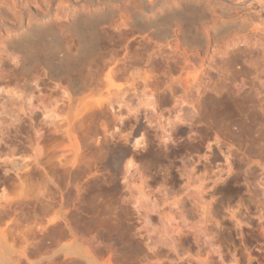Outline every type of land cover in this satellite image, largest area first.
Instances as JSON below:
<instances>
[{"label":"rangeland","instance_id":"374dc122","mask_svg":"<svg viewBox=\"0 0 264 264\" xmlns=\"http://www.w3.org/2000/svg\"><path fill=\"white\" fill-rule=\"evenodd\" d=\"M66 1L34 0L40 14L35 19L39 22L49 20L58 25L63 46L69 45L71 53L77 54L80 48L77 38H72L63 27L73 19L68 12L71 6L81 9L86 0H78V3L76 0ZM151 1L147 0L148 3ZM205 1H211L206 7V10H211L214 7L211 4L218 0ZM259 1L243 0L242 4L241 0L221 1L225 9L217 8L227 11L231 16L226 19L236 24L230 34L227 32L231 41L238 36L241 21L256 20ZM22 2L25 0H20V4ZM134 2L145 5L142 0H116L95 7L102 12L110 7L112 10L129 7L153 18V13L141 9ZM23 3L21 7L25 5ZM46 5L49 9L44 8ZM47 10L50 11L46 17ZM216 12L214 10L212 15L215 19L220 18L224 11L221 14ZM18 14L21 15L20 11ZM213 17L208 21L214 22ZM182 25L185 29L179 28L181 31L178 30L180 24L171 26L172 33L177 31L176 39L174 44L172 40L169 43L164 41L168 46L162 39L161 45L156 44L160 39L153 34L151 36L156 28H151L143 36H139L137 28H122L123 38L118 37L114 28H98L99 52L89 59L80 73H72L73 77L81 79L80 84L88 92L85 91V95L80 94L79 84L72 82L71 74L54 72L52 66L33 69L32 75L37 78L40 92L49 99V111L44 115L37 111L31 118H21L5 131L0 145V240H3L4 247L11 248V255L19 257L20 263L35 264L28 255L30 243L40 242L46 237L51 225L57 221L56 212L61 210V223L71 232L74 228L82 230L107 264H142L147 258L150 264H197L196 260L204 259L205 264H215L212 261L208 263L216 260L214 245L215 251L219 249V253L227 255L224 256L227 261L235 258L237 264H264V110L243 109L241 99L235 106L232 98L227 97L223 99L227 100L226 103L222 100L226 109L219 114L221 118L218 119V112L222 108L213 110V113L218 111L215 113L219 116L217 119L215 114H210L212 110L208 111V105L211 107V101L215 100L208 95L209 81H206L210 78L204 73L208 74V70L213 72L212 67L219 64L212 62V58L217 61L221 56L212 53L213 47L207 54L197 47L192 51L194 39L190 41L192 38L186 37L188 28L186 23ZM182 40L189 41L184 43ZM198 41L195 39V45L201 47V41ZM235 43V50L241 49V44ZM170 44L174 45L171 46L174 50ZM186 44L190 45L188 49L191 47L189 52ZM181 55L183 58L188 56L184 58L188 62L185 66L183 62L186 60L179 59ZM180 60L184 61L180 63ZM237 66L241 65L236 64L235 68ZM196 75L200 78L199 84L204 86L201 84L203 87L200 89L190 83L191 89L188 85L186 88L185 80L195 83ZM19 77L23 84L27 76L19 74ZM196 90L200 92L198 96L202 95L199 99L195 96ZM184 91L187 94H182ZM146 92L147 95L150 92L157 103L161 122L165 121L163 130L155 127L156 117L146 111L143 104L138 105L140 108L135 107L138 111L135 113L126 107H131L136 97L141 96L145 100ZM186 95L187 100L195 101V106L200 102L202 106H198L201 108H206V103L208 105L205 113L203 108L201 113L196 110L201 118L198 114L194 123L190 121V124L183 125L176 120L173 122L178 114L174 113L178 110L174 106L179 96ZM203 99H209L210 104L207 100L204 103ZM198 106L196 108H200ZM134 141H139V145L136 143L134 146ZM135 188L144 190L152 201L151 205H155L149 217L150 225L155 224L157 230H160V219L170 215L178 218L180 223L183 219L189 224L196 223L203 215L207 224L210 223L208 229L214 240L209 248L208 244L196 243L182 236L176 242L181 251L177 258L159 256L156 252L143 257L142 250L148 249L149 245L150 249L152 245L145 241L147 236L144 237L146 232L142 228L140 214L133 210L131 198L137 191ZM15 240L22 244L18 249ZM156 247L168 248L164 245Z\"/></svg>","mask_w":264,"mask_h":264},{"label":"bare ground","instance_id":"6f19581e","mask_svg":"<svg viewBox=\"0 0 264 264\" xmlns=\"http://www.w3.org/2000/svg\"><path fill=\"white\" fill-rule=\"evenodd\" d=\"M33 1L34 0H25V3L22 2L25 5H23L21 7L20 5L22 3L20 4V0H0V145L4 141L5 131L10 129V127H12L15 123H18L21 120V118H23V117L31 118L32 115L35 114L37 111H40L42 115L46 114L49 111L47 108L49 103H50L49 99L47 98V96L43 95L40 92V90H39L40 87L37 83V78L32 75L33 69H36L37 67L41 68V66L42 67L47 66L49 68L52 66V68L55 69L54 72H57L59 74L60 73L61 74L62 73H68V74L72 75V73H74V75H75L76 73L77 74L80 73L81 68L86 63V61L89 59L91 60L93 55L99 52L100 47H98V28H100V27L111 28V29L114 28L116 31V34L118 35V37L120 36V38L124 37V32H123L122 28H137L138 29L137 33L140 34L139 36H143L151 28H156L154 33H151V36H152V34L154 36H157V38H159L160 40H158V43L155 40L156 44L161 45L162 40H163V42L164 41L168 42L170 40H172V42L175 41L177 31L175 30L172 33L173 28L171 30V26H173L174 23L180 24V27L178 26V30H180L179 28H181L182 30L185 29V28H182V26H184L182 24L186 23V25H187V26L185 25L186 29L188 28L186 31L189 33V35H187L186 37H189L192 39H189L186 37L185 38L189 39L190 41H192L194 39V41H193L194 45L196 43L195 39H197V41L198 40L201 41V47L196 46L197 44L195 46L193 44L191 45V43H190V45L192 47V49H191V47H190V49L192 51L194 49L193 47H197V48L201 49L200 51L203 54H207L208 52H210V50H211L210 48L213 47L212 53L213 54L218 53L221 56L220 59H217V61L214 60V57H213L212 62H215V64H219L222 67H220L218 65L220 68L217 66L219 68V69H217V67L215 65V67H212L213 72H210L211 70L210 71L208 70L209 73L206 71L208 74H205L204 72L206 69H204V72H202V74L204 73V75H208V77L210 78V80L208 79L206 81V82H208V81L210 82V84L208 82V84H207L208 86L206 85L209 89V90L208 89L207 90L210 92V93L208 92V95L210 94L211 96H213V98L215 100V102L211 101V105L214 107V109H212L213 107L211 106L212 107L211 108L210 105H208L207 103L205 104L206 106L203 104L206 108L208 105V108H207L208 111L212 110L210 114L213 113V110L215 111L216 109H221V108H222V110H221V112L219 111L220 113L217 111L218 115L223 113L222 112V111H224L223 109H226V107L225 108H223V107L227 101V100L226 101H224V100L227 97H228V99L232 98V100H233L232 102L235 103V106H237L239 104L238 101H240L239 99H241V103H240L241 108L249 107V108H256V109L258 108V110L259 109L264 110V75H262V74H264V0H260L258 2L259 9L256 10L257 12L255 13V15L257 18L255 21H247L246 20V21H241V25L239 24L240 25L238 28L239 33L237 32L238 36L237 37L235 36L236 39L234 40V38H233V40L235 42H238L239 44H241V49H236V50H235L236 43L234 41H231V39H229V35H227V32H229V34H230V30H232L231 28H234L236 26V24L230 23L226 19L227 16H231L227 11L223 10L222 8H221L222 11H219L220 8H217L218 6L223 7V3H221L222 0L220 1V3L218 2L219 0L218 1L215 0L217 2L213 1L214 3L211 4V6L212 5L214 6V7H212L213 10L212 9L209 10L210 9L209 8L208 9L209 11L206 10V7H208V4H210L211 1H210V3L209 2L206 3L205 0H159L158 2H156V0L155 1L149 0V1H151L150 3H148L147 0L145 2L142 0V2L145 5L137 4L138 2H136V3L134 2V4H137V5H139V7H142L141 9H144V10L146 9L148 12H151V14L153 13V18H147L146 16H143L142 14L130 9L129 7H126L123 9H118V10H112L110 7V8H107L106 10H104L105 12H102L99 10V8L95 7V6L102 5L104 3H113L116 0H86L83 2V4H82L83 6L81 9H76L75 7L71 6V9L68 12H69V17H71L73 19L67 27L66 26L63 27V28H67L66 31L69 32V34L71 35L72 38L73 37L77 38V41H78V44L80 47L79 48L80 51L78 50L77 54L73 53L74 55L71 53L72 51L70 50L69 45L66 47L63 46L62 34L58 30L59 29L58 25L56 26L55 24H53L49 20L39 22L35 19L40 14H39V12L37 13L38 8L36 9V6L33 3ZM76 1L78 3V0H76ZM233 1H235V0H233ZM236 2H238V1H236ZM74 3H76V2H74ZM242 3H243V0H241V4ZM78 6H80V5H78ZM19 7H21V8H19ZM92 7L96 8V9H91ZM18 8L21 10H18ZM44 8L49 9V6L46 5V7L44 6ZM139 10H140V8H139ZM214 10H215V12L217 11L220 14H221V12L224 11L223 15H221V17L219 15L218 17H220V18L215 19L212 16L215 14V13L213 14ZM19 11H20L21 15L18 14ZM49 11L50 10L45 11V13L47 14L46 17L49 15ZM227 14H229V15H227ZM212 17L215 19L214 22L210 21V22H213V24L208 21L209 19L212 20ZM113 18H117V20L114 19L115 20L114 21V20H112ZM174 29H175V27H174ZM170 30H171V32H170ZM185 32H180V33L184 34ZM237 33H234V35H236ZM186 39H185V41H186ZM185 41H183V42L188 43V41L187 42H185ZM173 44H174V42H173ZM173 44L172 45L170 44V47L174 46ZM176 44H178V43H176ZM181 44H182V42H181ZM166 45L168 46V44H166ZM190 45L186 44L185 48H187V46H190ZM176 46L177 45H175V49L177 48ZM180 48H182V47H180ZM180 48H178V50ZM190 49H188V52ZM171 50H174V49L172 48ZM195 50L196 49H194V51ZM176 51L177 50H175V52ZM181 51H182V49H181ZM175 52L173 51V54H175ZM178 53H180V52H178ZM198 53H199V51H198ZM60 54H62V56H60ZM182 54L185 55L184 52ZM232 54L233 55L236 54V55H234V57H233ZM187 55L184 58H187L188 57ZM196 56H198V55H196ZM177 58H176V60H177ZM181 58L184 59L183 56L180 57L179 59H181ZM172 59H173V57H172ZM190 59H191V56H190ZM184 60H186V59H184ZM192 60H194V59H192ZM183 61H181L180 63H182ZM209 61H211V60H209ZM189 62H191V61H189ZM212 62H211V64H212ZM178 63H179V61H177L176 64L178 65ZM183 63H185L184 64V66H185L188 62L186 60V62L184 61ZM211 64H210V66H212ZM236 64L241 65V66H237L238 68L237 67L235 68ZM168 66H170V65H168ZM187 66H189V65H187ZM213 66H214V64H213ZM170 67L175 68L172 66H170ZM210 68H207V69H210ZM214 69H216V70H214ZM19 74H23L24 76L25 75L27 76L24 83L22 82L23 84H21V82L19 80V78H21V77H19ZM209 75H211V76H209ZM71 77H73V75ZM196 77H197V75L195 76V78ZM190 78L191 77H189V79ZM72 79H73V81H72L73 83L78 82L77 84H79L78 88H79L80 94L85 95L86 90H85L84 86H82V84H80L81 79L78 77L77 78L73 77ZM202 80H204V78ZM185 81H187L186 84L184 81H183V83L185 84V86L188 85V87H190V85H191L190 83L196 84V86L198 85L199 87L203 85V83L199 84V82H200L199 77H197L195 79V83H194V81L192 82L191 80H187V79ZM170 83H172V82H170ZM181 83L182 82H180V84ZM154 84H156V83H154ZM184 84H181V85H184ZM172 87H174V85ZM199 87H197V88L199 89ZM183 88L184 87H181V89H183ZM186 88H187V86H186ZM190 89H191V87H190ZM200 89H201V87H200ZM198 91L199 90H196L195 96H198V93H200ZM86 93H88V92L86 91ZM185 93L186 92L184 91V93H182V94H185ZM145 94H146V96H144V97H146V99L145 100L143 99L144 101L140 98L141 96L136 97L134 99L135 103H133V104L131 103L132 106H134V108H131L132 107L131 105H130L131 107L126 105V107H127V109H129L130 112L134 111V113H135V111H137L135 107L136 106L138 107V105L143 104L146 111L149 110L150 112L149 111L148 112L151 113L152 116L156 117V118H154V120L156 121L155 127L163 130L162 124L165 121L163 123L161 122V116L158 112V108L156 105L157 103H156V101L153 100L154 97L151 96L150 92H149L150 96L147 95V92ZM88 95H91V94H88ZM88 95H86V96L90 97ZM91 96H93V94ZM199 96L201 97L202 95L199 94ZM199 96H198V99H199ZM87 97H85V98H87ZM186 97H187V95L185 97L179 96V99L177 98V101L175 100L176 106H174V108L176 107L178 110L176 109L177 111H174V113L175 114L178 113V114L176 116L174 114V116H175L174 121L171 117H169L172 119V120L170 119L171 121L169 120L170 122L173 121L176 123V121H178V123L181 122L182 124L183 123L190 124L189 122L191 121V123L192 122L194 123V120L198 116V114H199V118H201V116H200L201 111L202 110H203V112L206 111V110H204L206 108H203V107H202L203 109L201 108L202 102L198 103V104H201V106L199 105L200 108H196L198 106V104L195 106L196 103L194 100H196V99L192 100L194 102H190L189 100L186 99ZM189 98H190V96H189ZM195 98H197V97H195ZM205 98H208V97L206 96ZM82 99H84V98H82ZM209 99L212 100L211 97ZM209 99H205V100H207L209 102L210 101ZM89 100H90V98H89ZM205 100L203 99L204 103H205ZM222 100L225 103H223ZM200 101H201V99H200ZM85 102H87V101H85ZM212 102L214 104H212ZM121 104L123 105V103H121ZM166 104H167V102H166ZM209 104H210V102H209ZM140 107H138V108H140ZM197 109H199V111L201 109L202 110L200 111V113H197V112H199V111H196ZM241 111H242V109H241ZM247 111L249 112V109ZM50 112H52V111H50ZM130 112H128V113H130ZM217 112H215V113H217ZM226 112H228V111H226ZM215 113H213L212 115H214ZM219 116L216 115L215 118L216 117L218 118ZM243 116H245V114ZM215 118L213 117V119H215ZM220 118H221V116L218 119H220ZM169 121H167L168 124H169ZM213 121H215V120H213ZM175 123H173V125ZM191 125H193V124H191ZM136 143H137L136 141L133 142L134 146L136 145ZM196 186H197V184H196ZM199 187H201V185ZM135 189H137V191H134L132 193L133 197L131 198L133 201V206H134L133 210H136L137 213L140 214V216H141V219L143 221V227L142 228L145 230L144 232H146L144 237L147 236L145 241H147L148 245H149V243L152 245L151 248L153 246H156V245L157 246L164 245L165 247H168L169 249H173L175 251V244L177 242L176 239L178 237H179L178 239H180L182 236H184L185 238L189 237L187 239L190 240V238H191V240L193 239L194 242H196V243L203 242V243H205L206 246L208 244V248H209V245L212 244L213 236H211V234H210V233H212V232H210L211 230L208 229L209 228L208 225L210 223L207 224L206 220L202 217L203 213L202 214L200 213L202 216L199 214L201 217H199L200 219H198L197 222L194 224H189L185 220L183 221V219H182V222L180 223V222H178V218L176 219L172 215H170V217L165 216L166 218L164 220L160 219L161 223L160 222L159 223L161 224V226H160V230L158 231L155 224L150 225L152 222H150V217H149V213L151 214V212H153V210H154L153 206H155V205H151L152 201L150 202L149 196L147 194H145L144 190H142L141 188H135ZM196 189H198V187H196ZM130 192H131V190H130ZM199 192H202V191H199ZM198 194L199 193H197V195ZM168 214H170V213H168ZM148 224L151 227H148L147 226ZM217 225H220V224L218 223ZM189 240H188V242H190ZM1 241L3 242V240H1ZM181 241L182 240H180V242ZM196 243H194V244H196ZM180 244L181 243H179V246H180ZM144 245H146V244H144ZM205 245H201V246H205ZM149 246H148V249H149ZM215 246L216 245H214V247ZM161 247H159V248L156 247V249H160ZM214 247H213V249H214L213 251L215 252L214 254L217 255V256L215 255L216 260L212 259V260L208 261V263L212 261L213 263L215 262V264H237L235 258H234V260L232 259L233 261L232 260L227 261L225 258L227 255L225 256V255H222L223 253L222 254L219 253V251H220L219 249L215 251ZM151 248H150V250H152ZM198 248H200V246ZM169 249H168V251L171 252ZM201 249H202V247H201ZM208 250H210V249H208ZM211 250H212V248H211ZM262 250H264V249H262ZM258 251H260V250H258ZM70 253H71V251H70ZM211 253H213V252H211ZM172 254H174V253H172ZM212 255H210V256H212ZM233 255H235V254H233ZM200 256H201V254L199 255V257ZM207 256H205V257H207ZM257 256H259V255H257ZM229 257H231V256H229ZM243 257H245V256H243ZM261 257H263V256H261ZM196 259H197V257H196ZM2 260H3V258L0 257V264L3 263ZM204 260L203 261L198 260L199 262L196 260V263L197 264H205ZM229 260H230V258H229ZM259 260H260V258H259ZM194 262L195 261H193V263ZM188 263H191V261ZM238 264H239V262H238Z\"/></svg>","mask_w":264,"mask_h":264},{"label":"crops","instance_id":"0c3cea01","mask_svg":"<svg viewBox=\"0 0 264 264\" xmlns=\"http://www.w3.org/2000/svg\"><path fill=\"white\" fill-rule=\"evenodd\" d=\"M55 216L57 221L51 225L46 237L40 242L30 243L28 255L35 260V264H69V262L73 264H107L104 262L101 252L95 250L93 243L85 238V233L82 230L74 228L71 232L67 226L61 223V210H58ZM15 245L16 249L20 248L21 241L15 240ZM153 247L152 250L143 249L142 256L149 257L151 252H156L159 256L177 258L181 253L177 244H175V251L168 248L171 252L168 249H154ZM11 251V248L7 245L4 247L0 240L2 264H22L16 254L11 255ZM142 264H150V260L147 258Z\"/></svg>","mask_w":264,"mask_h":264},{"label":"water","instance_id":"95a60500","mask_svg":"<svg viewBox=\"0 0 264 264\" xmlns=\"http://www.w3.org/2000/svg\"><path fill=\"white\" fill-rule=\"evenodd\" d=\"M88 62H89V60H87V61H86V63H85L83 66L87 65V64H88Z\"/></svg>","mask_w":264,"mask_h":264},{"label":"snow or ice","instance_id":"6c2138e0","mask_svg":"<svg viewBox=\"0 0 264 264\" xmlns=\"http://www.w3.org/2000/svg\"><path fill=\"white\" fill-rule=\"evenodd\" d=\"M137 144L139 145V141H137ZM131 166V165H130Z\"/></svg>","mask_w":264,"mask_h":264}]
</instances>
